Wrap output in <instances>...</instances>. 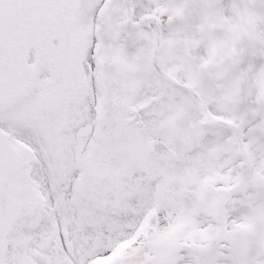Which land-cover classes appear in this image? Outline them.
Instances as JSON below:
<instances>
[{
    "label": "snow or ice",
    "instance_id": "1",
    "mask_svg": "<svg viewBox=\"0 0 264 264\" xmlns=\"http://www.w3.org/2000/svg\"><path fill=\"white\" fill-rule=\"evenodd\" d=\"M0 264H264V0H0Z\"/></svg>",
    "mask_w": 264,
    "mask_h": 264
}]
</instances>
